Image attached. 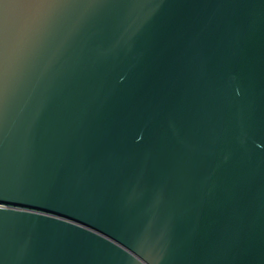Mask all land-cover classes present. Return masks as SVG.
Segmentation results:
<instances>
[{
    "label": "water",
    "instance_id": "water-1",
    "mask_svg": "<svg viewBox=\"0 0 264 264\" xmlns=\"http://www.w3.org/2000/svg\"><path fill=\"white\" fill-rule=\"evenodd\" d=\"M0 264H264V0H0Z\"/></svg>",
    "mask_w": 264,
    "mask_h": 264
}]
</instances>
